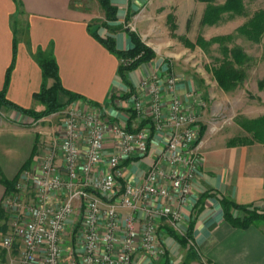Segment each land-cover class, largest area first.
Listing matches in <instances>:
<instances>
[{
	"label": "crops",
	"instance_id": "obj_1",
	"mask_svg": "<svg viewBox=\"0 0 264 264\" xmlns=\"http://www.w3.org/2000/svg\"><path fill=\"white\" fill-rule=\"evenodd\" d=\"M148 1L111 0L116 19L107 21L103 16L97 17L104 25L99 22L90 27L94 17L85 0H0V91L5 89L6 99L18 107L17 110L1 108L4 118H0V211L4 195L19 181L30 160L46 151L62 126L58 114L39 119L36 126L22 124L30 117L22 110L41 112L44 109L33 99L42 83L41 70L35 60L38 51L53 55L62 87L80 97L70 105L95 106L107 124L118 125L126 131L135 132L146 121L145 116L141 121L134 116L130 99L135 95L145 96L140 84L152 75L162 84L166 77L173 76L175 93L182 103L188 102L186 93L191 82L175 72L163 58L156 56L139 64L123 79L118 74L119 60L90 33L110 36L117 50L132 48L128 19L132 15L137 17ZM21 23L24 32L18 31ZM162 99L167 105L170 96L165 93ZM60 100H66V96L60 95ZM146 102L145 110L150 112L151 98L147 97ZM200 120L199 116L198 124L203 129ZM150 133L144 153L122 158L121 186H145L155 164H159L161 170L168 169L164 146L169 133ZM219 137L203 130L197 152L204 164L196 172L188 199L182 204L172 202L171 212L177 218L152 217L163 255L149 258L137 244L138 235L132 246L131 264H198L201 259L209 264H264V221L247 229L234 228L226 221L222 207V199L239 206H264V142L228 147L230 139ZM112 152V144H108L105 154ZM147 206L148 202L143 203L135 212L138 234L146 227L149 216L144 208ZM126 212L120 211V221ZM82 213L76 201L74 217L68 222L64 235L66 240L73 238V230L82 224ZM231 213L241 217L240 211L233 209ZM3 223L0 216V226ZM125 234L122 227L116 246L120 247ZM67 246L66 259L76 258L82 252L78 244ZM0 264H22L19 246L4 249L0 244Z\"/></svg>",
	"mask_w": 264,
	"mask_h": 264
},
{
	"label": "built area",
	"instance_id": "obj_2",
	"mask_svg": "<svg viewBox=\"0 0 264 264\" xmlns=\"http://www.w3.org/2000/svg\"><path fill=\"white\" fill-rule=\"evenodd\" d=\"M140 87L145 96H132L130 109L137 119L145 116L146 121L135 132L107 124L92 105L77 107L70 103L54 113L61 117V128L46 151L22 171L15 186L17 193H6L1 201L2 210L9 211L11 217L0 244L4 249L18 245L22 264H131L138 235L137 244L149 258L163 255L152 217L176 219L172 202L184 203L192 191L196 172L204 164L197 152L201 144L197 116L203 103L192 90L186 93L188 102L182 103L175 93L173 76L166 77L162 84L152 75L142 80ZM165 93L170 96L167 105L162 99ZM147 97L152 102L150 112L145 110ZM37 123L30 118L22 122L30 126ZM150 131L155 135L169 133L164 146L168 169L161 170L155 164L145 186H121L122 158L144 153ZM108 144L114 152L106 155ZM76 201L83 212L82 224L73 230V238L66 240ZM147 202L149 206L144 209L149 217L138 234L135 212ZM120 211H128L121 221ZM122 227L126 234L118 247ZM68 244H78L82 252L66 259Z\"/></svg>",
	"mask_w": 264,
	"mask_h": 264
},
{
	"label": "rangeland",
	"instance_id": "obj_3",
	"mask_svg": "<svg viewBox=\"0 0 264 264\" xmlns=\"http://www.w3.org/2000/svg\"><path fill=\"white\" fill-rule=\"evenodd\" d=\"M226 1L149 0L137 17L130 16L127 28L152 49L155 56L163 58L175 72L191 82L189 90L198 93L203 103L197 116L201 118L203 130L227 140L241 135L249 137L250 134L241 129V123L264 117V31L258 42L240 33L254 16L264 12V0H238L233 8H227ZM85 5L94 17L90 27L100 24L97 17L107 20L95 0H85ZM204 13L213 18L212 24H200ZM18 31L24 32L22 23ZM223 47L238 48L248 57L243 67L245 79L228 92L218 87L211 73V68L222 58ZM121 63L127 66L132 60L124 59ZM0 118H4L1 108ZM16 183L10 193L16 192ZM257 207L260 213L264 211L263 205ZM243 215L241 212L240 218ZM0 216L6 228L1 234L4 237L11 214L2 210ZM188 244L193 247L192 242ZM198 264L209 263L201 259Z\"/></svg>",
	"mask_w": 264,
	"mask_h": 264
},
{
	"label": "trees",
	"instance_id": "obj_4",
	"mask_svg": "<svg viewBox=\"0 0 264 264\" xmlns=\"http://www.w3.org/2000/svg\"><path fill=\"white\" fill-rule=\"evenodd\" d=\"M15 1V0H14ZM101 9L105 12L107 21L116 19V9L112 5L111 0H96ZM238 0H227V8L236 6ZM207 11V10H206ZM213 18L208 17L205 13L200 21L201 25L212 24ZM89 29V26H88ZM264 31V12L254 16L253 21L240 29V33L249 40L258 42ZM98 41L116 58L119 60L118 74L121 78H125L127 72L133 70L141 63H146L153 60L156 56L152 49L144 45L136 35L129 33L132 41V48L128 50H117L115 42L110 36L100 37L95 32H90ZM16 40L14 38V49ZM222 58L216 62L211 68L213 78L220 89L225 92L233 90L246 77L244 66L247 65L248 57L238 48L221 49ZM124 59L132 60V63L124 66L121 61ZM35 60L41 70L42 83L40 90L33 95V99L43 106V111L33 112L29 110H22L23 113L28 114L34 120H39L48 115L57 113L67 107L73 101L80 97L65 90L59 79L58 68L53 55L38 51L35 55ZM11 69H9L7 76ZM60 95L66 96V100H60ZM0 108L17 110L18 107L9 102L5 97V89L0 91ZM241 128L249 137H235L227 142L228 147H235L241 145H250L254 141L264 142V117L245 120L241 123ZM263 129V130H262ZM203 129H201V135ZM8 186V182L4 181ZM258 205L239 206L226 199H222V207L226 221L234 228L247 229L258 221H264V211H258ZM237 210L244 215L242 218L236 217L231 213V210ZM6 228L0 226V232H4ZM198 258V257H195Z\"/></svg>",
	"mask_w": 264,
	"mask_h": 264
}]
</instances>
